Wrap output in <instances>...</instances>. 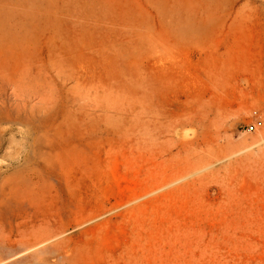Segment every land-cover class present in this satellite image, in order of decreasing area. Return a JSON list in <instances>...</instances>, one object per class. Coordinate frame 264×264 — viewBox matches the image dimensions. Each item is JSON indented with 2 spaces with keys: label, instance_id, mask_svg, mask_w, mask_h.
<instances>
[{
  "label": "rangeland",
  "instance_id": "obj_1",
  "mask_svg": "<svg viewBox=\"0 0 264 264\" xmlns=\"http://www.w3.org/2000/svg\"><path fill=\"white\" fill-rule=\"evenodd\" d=\"M0 264H264V0H0Z\"/></svg>",
  "mask_w": 264,
  "mask_h": 264
},
{
  "label": "bare ground",
  "instance_id": "obj_2",
  "mask_svg": "<svg viewBox=\"0 0 264 264\" xmlns=\"http://www.w3.org/2000/svg\"><path fill=\"white\" fill-rule=\"evenodd\" d=\"M220 108L218 105L214 108L208 106L206 109L205 107L200 113L194 114L185 120L189 124H193L197 129L194 139L187 141L183 138L176 137V134H178L177 124L174 126L168 125L161 132L162 134L160 136L154 138L152 149L150 148L149 150L154 164L158 167L154 185H160L165 182L166 178L170 175L177 177L180 173L183 174L182 171H195L197 168L199 169L202 165H205L200 163L196 164L192 159V155H199V151L204 150L209 143L207 131L204 129V123L208 122L216 128L219 127L217 116L222 113ZM209 113L213 114L211 119L208 116ZM183 123L185 122H178V124Z\"/></svg>",
  "mask_w": 264,
  "mask_h": 264
},
{
  "label": "built area",
  "instance_id": "obj_3",
  "mask_svg": "<svg viewBox=\"0 0 264 264\" xmlns=\"http://www.w3.org/2000/svg\"><path fill=\"white\" fill-rule=\"evenodd\" d=\"M259 125H261V121L255 120L253 123L247 125V131H254Z\"/></svg>",
  "mask_w": 264,
  "mask_h": 264
}]
</instances>
